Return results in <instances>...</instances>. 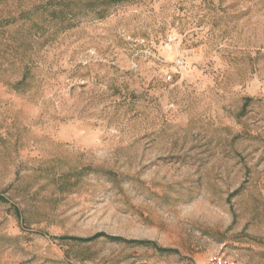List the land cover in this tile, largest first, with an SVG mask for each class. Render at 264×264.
<instances>
[{
    "label": "rangeland",
    "instance_id": "374dc122",
    "mask_svg": "<svg viewBox=\"0 0 264 264\" xmlns=\"http://www.w3.org/2000/svg\"><path fill=\"white\" fill-rule=\"evenodd\" d=\"M21 10L0 264H264V0H0Z\"/></svg>",
    "mask_w": 264,
    "mask_h": 264
},
{
    "label": "trees",
    "instance_id": "16d2710c",
    "mask_svg": "<svg viewBox=\"0 0 264 264\" xmlns=\"http://www.w3.org/2000/svg\"><path fill=\"white\" fill-rule=\"evenodd\" d=\"M104 1L111 2V3H116V2H119L121 0H104ZM6 9H7V12H10V10H11L10 7H8V6L6 7ZM26 14H27V11L21 10L18 15H14V16H12L10 14L8 16H2V15H0V27H5L8 24H11V23L16 22L18 19L25 18L26 17ZM28 44H31V43H28ZM111 238L112 239L122 240V237L115 236V235H112ZM136 241L137 242H140V243L147 244V245H152V246L156 247L157 249H159L161 251H168V250H170L168 248H161V247L157 246V244L155 243V241H152V240H136Z\"/></svg>",
    "mask_w": 264,
    "mask_h": 264
},
{
    "label": "built area",
    "instance_id": "2783aa9c",
    "mask_svg": "<svg viewBox=\"0 0 264 264\" xmlns=\"http://www.w3.org/2000/svg\"><path fill=\"white\" fill-rule=\"evenodd\" d=\"M209 264H240L238 261L229 258L224 254H213L209 258Z\"/></svg>",
    "mask_w": 264,
    "mask_h": 264
}]
</instances>
